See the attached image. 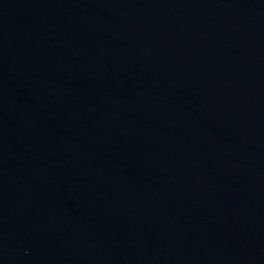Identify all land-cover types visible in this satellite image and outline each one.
<instances>
[{"label": "water", "instance_id": "1", "mask_svg": "<svg viewBox=\"0 0 264 264\" xmlns=\"http://www.w3.org/2000/svg\"><path fill=\"white\" fill-rule=\"evenodd\" d=\"M0 264H264V0H0Z\"/></svg>", "mask_w": 264, "mask_h": 264}]
</instances>
